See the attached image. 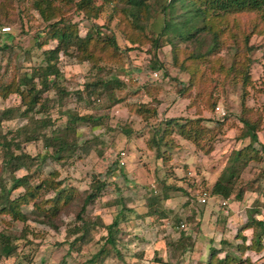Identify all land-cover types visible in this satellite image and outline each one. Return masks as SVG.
<instances>
[{"label": "rangeland", "instance_id": "obj_1", "mask_svg": "<svg viewBox=\"0 0 264 264\" xmlns=\"http://www.w3.org/2000/svg\"><path fill=\"white\" fill-rule=\"evenodd\" d=\"M78 1L0 0V27L10 28L8 38L0 39V109L17 110L13 119L0 123V142L5 139L10 143V155L27 157L20 169L10 171L2 166L0 148V204L8 189L10 200L23 195L25 187L10 189L13 179L26 177L28 188L36 194L35 204L28 202L18 208L24 221L0 209V234L15 247L11 257L0 256V264H87L103 244V226L114 217L120 219L118 256L106 258L101 264H157L156 257L166 264H204L208 239L210 248H223L234 257L230 264H264V235L260 240L263 249L255 252L247 248L250 232L239 231L246 221H264V198L259 195L264 191V19L260 13L205 10L204 20L198 18L196 28L208 25L212 32L199 30L192 39L196 42L177 41L171 36H158L163 20L161 7L167 0H147L138 25L124 13L121 0L109 5L91 0L92 7L101 11L88 20H83ZM186 1L200 9L209 7L205 0ZM36 2L43 17L34 6ZM57 21L56 28H49ZM64 28L76 30L80 38L89 35L93 39L97 30L98 39H112L116 49L106 45L101 49L99 43L94 49L72 46L60 52L54 63L58 77H49L43 89L33 75L45 66L43 52L57 43L50 38L51 29ZM88 53L91 59L85 58ZM197 54L202 55L194 58ZM150 61H157L162 71L144 74L129 69V65L146 68ZM108 74H115L124 84L113 91L112 96L119 101L115 105L109 93L87 96L83 91L85 83ZM57 86L65 95L56 91ZM33 98L35 103L29 106ZM140 106L156 108V117L146 123L153 127L169 118L203 119L201 125L209 133L192 143L181 138L177 127L172 126L170 140L174 147L164 150L163 160H157L149 147L151 130L143 128L145 122L135 113ZM215 107L225 112L223 120L214 115ZM67 114L88 115L97 121L74 123L73 131L66 132ZM38 122L44 127L35 140L27 141L32 124ZM241 122L254 127L255 142L246 137ZM23 126L28 129L20 135L18 129ZM121 129H130L133 134L127 137ZM43 137L54 143V139L65 142V151L54 156L56 144L45 147ZM249 147L255 150L256 160L245 167L228 165L235 152ZM119 153L122 167L106 180L112 192L103 190L85 208L81 215L90 224L88 235L83 243L75 242L80 235L73 229L80 225L75 215L81 198L98 181L106 160ZM229 167L238 172L241 181L259 191L245 192L242 202L230 198L226 227L218 214V201L206 197L203 204H198L197 200L207 183L218 179L226 168L228 173ZM50 184L56 185L57 191L63 189L62 194H69L74 201L54 218L47 212L54 194ZM151 191L152 195L167 197L156 211L147 210ZM159 211L166 212L163 218L158 216ZM47 218L52 219L54 228L46 224ZM179 232L185 239H179ZM238 233L244 235V241L236 237ZM221 241H229L231 246L223 247ZM241 246L245 248L238 250ZM156 249L161 251L160 256Z\"/></svg>", "mask_w": 264, "mask_h": 264}, {"label": "trees", "instance_id": "obj_2", "mask_svg": "<svg viewBox=\"0 0 264 264\" xmlns=\"http://www.w3.org/2000/svg\"><path fill=\"white\" fill-rule=\"evenodd\" d=\"M114 0H103L104 4L109 5L114 3ZM125 5L124 13H126L130 18H132L133 23L137 24L140 23L141 20V14L146 9V1L147 0H121ZM205 2L208 3L209 7L207 9H200L198 7H195L193 3L186 1V0H167V2L161 7V12L163 14V20L162 25L159 29L158 36L165 37V36H171L172 39H176L177 41H189L194 39L197 36V33L199 30H208L210 33L212 32L210 27L208 25H205L206 27H202L200 29L196 28V20L198 18H202V21L204 20V14L205 10L210 11H222L224 13L228 12H245V11H256L260 13L262 18L264 19V0H205ZM36 9L38 10L39 14L43 17L44 14L40 8V5L38 2L34 4ZM78 10L80 12H83V20H88L92 18H96L98 15V12L101 11V8H94L91 5V0H79L76 4ZM176 9H178V13L175 14ZM45 18V17H44ZM59 25V22H53L49 26V28H56ZM95 29L97 28V25H92ZM9 28V27H8ZM69 28L64 29H51L52 33L50 38L52 40H56V45L54 48L50 50H46L43 52V55H45V66L38 71V73L35 72V75L33 77H37L39 79V84L43 89L47 88L48 85V78L53 77V79H56L58 77V71L55 67V62L57 61V56L60 52L64 53L66 52L70 47L72 46H79L80 49L83 48V50H86V48H96L99 43H101V49L103 45L107 47H113V50L116 49V45L114 41L111 39L105 41H100L98 39L99 33H97V30L95 31L96 36L90 37L89 35H86L83 38L78 37L76 30H67ZM10 30V28H9ZM9 33L6 34H0V39H6L8 38ZM156 41V40H155ZM171 39H167L168 45H172ZM193 42H196L195 40H192ZM115 54V52H114ZM90 53H88V56H86V59H91L89 57ZM202 54H197L194 56V58L201 57ZM84 58V59H85ZM85 59V60H86ZM51 61L53 63H51ZM129 69L133 73H144L148 74L150 70H159L162 71V67L160 64H158L157 61H150L149 66L146 68H137L133 67L132 65H129ZM100 72V69L98 70ZM52 85H55V82L52 83ZM124 87L123 82L117 78V76L108 74L107 76H104L95 79H91L89 82L85 83L83 86V91L87 93V96L89 95H96L101 96L103 93H109L110 97L109 99L111 101L112 105H115L119 103L118 99H115L112 94L114 90H120ZM56 91L60 93V95H65L63 89L57 86ZM35 98L30 100L29 106H32L33 103H35ZM17 112L16 109H0V123L2 121H9L15 117V113ZM136 115L141 118L142 121L145 122L143 128L147 130H151L150 133V139H149V147L154 152V157L158 160H163V153L164 150H171L174 145L172 143V140H170V134H171V127L176 126L178 135L183 138L184 140L190 141L192 143H198L201 140L205 138L207 133H209V130L206 129V127L201 125V122H204L203 119H182L178 120L175 118H169V119H163L158 122V124L153 127L149 124H146L148 120L151 118L156 117V108L154 109H147V106H140L135 111ZM67 125L65 127L66 132L73 131L72 125L74 123H91L96 122L97 120L95 117L91 116H78L74 114H67ZM224 117L218 118V120H223ZM245 126V133L246 137L250 140V142L256 141L255 131L254 127L252 125L247 124L246 122H241ZM217 124V123H216ZM215 124V125H216ZM33 126L30 128V135L29 138H27V141L35 140L36 139V133L38 130L44 125L41 122L32 124ZM26 129H28V126H23L20 129H18V133L24 134ZM123 134L127 137L131 136L133 134V131L130 129H121ZM44 138V137H43ZM44 146L45 147H53L56 144V148L53 152L54 156L59 155L65 151V148L67 144L65 142H62L60 139H54L56 141L55 143L51 139L44 138ZM69 146H72L73 144H68ZM10 146V143L7 142L5 139H2L0 142V148L2 149V155H3V168L9 169L10 171H15L21 168V166L24 165V161L27 160V157L19 154L16 156L10 155L8 151V147ZM55 147V146H54ZM161 149L163 151H161ZM264 149V148H263ZM208 152V151H207ZM250 153V155L248 154ZM121 153L116 154L114 156H110L106 160V165L104 169L98 174V181L92 183L84 193L83 197L81 198L80 205L78 207V211L75 215V219L80 222V225L77 228H74L75 232H80L79 237H76L74 241H81L82 243L85 241L86 236L88 235V228L90 227V224L84 216L81 214L84 213V210L87 206L91 205L93 200L103 191L106 190L107 192H112L110 187H108L106 180H111V177L113 173L120 169L122 167V163L119 162V159L121 158ZM256 152L252 148L247 149H240L239 151L235 152L233 156L228 160V165L231 166L233 164L242 165L243 167L246 166V164L250 160H256ZM228 168V167H227ZM226 169H224L222 175L216 179V181L210 186L205 187L204 192L207 197L208 196H218L220 198H228L232 197V199L236 202H239L242 199V196L247 191H259L257 187L250 188L248 182L241 181L238 177V172L234 171L232 167H229L230 170L227 173ZM227 173V174H226ZM239 178V179H238ZM164 183V181H163ZM163 185V184H162ZM17 187H25V191L21 197H18L16 200H10L9 197H7L8 191H5V196L2 197V202L0 204V209L2 212L9 213L14 219L19 221H24V216L19 211V207L22 204H27L28 202H33L35 204L34 197L36 196L35 191L28 188V185L26 183V177H21L18 179L12 180V186L10 189H14ZM50 188L53 189V197L49 199L48 202L49 208L47 209V212L50 213L49 216L52 218L56 217L59 213L60 209L69 204H73L74 201H72V197L69 194H62V191H57L56 185H49ZM235 187L237 188L236 192ZM169 190H176L175 188H172L171 186H167ZM4 192V189L2 190ZM119 193V191L117 190ZM151 195L149 199L146 201L147 210H150L151 208H159L160 202H163L166 200V196L162 195ZM264 198V191L260 192V194ZM120 203V202H117ZM203 204V203H198ZM159 206V207H158ZM264 206V203H263ZM68 207V206H67ZM123 211V208L118 210V214H121ZM156 211V209H155ZM164 211H159L158 216L164 217L165 216ZM46 218V217H45ZM52 219L47 218L46 224L52 226ZM120 223V219L117 217H114L112 221L108 225H104L103 229L105 230V237L103 239V244L98 250L97 253H95L87 262V264H101L106 258H109L111 256H118V252L116 249V235H117V227ZM92 224V223H91ZM99 226H102L100 223ZM53 227V226H52ZM54 228V227H53ZM245 229H251L252 234L250 238V245L249 249L254 250L255 252H259L263 248L260 245V240L264 235V221L260 220H251L243 224L239 231H243ZM238 231V232H239ZM179 239L183 240L184 235L179 232ZM236 237L241 238L242 241H244L243 235L241 236V233H238ZM7 237L0 234V256L4 258H9L15 253V247L9 244L7 241ZM73 242V241H72ZM220 245L230 247L231 244L229 241H221ZM189 243V247H190ZM245 247L241 246L238 247V250H243ZM227 251L223 250V248L214 249L211 247L208 251V257L204 264H230L233 261V256H230L226 253ZM219 254H223L222 257H218ZM154 261L157 264H166L162 263L159 258H155Z\"/></svg>", "mask_w": 264, "mask_h": 264}, {"label": "crops", "instance_id": "obj_3", "mask_svg": "<svg viewBox=\"0 0 264 264\" xmlns=\"http://www.w3.org/2000/svg\"><path fill=\"white\" fill-rule=\"evenodd\" d=\"M216 181V179L212 182V183H207V185H208V187H210L214 182ZM250 193V192H249ZM245 194V193H244ZM250 194H252V193H250ZM244 196V195H243ZM243 196H242V198H243ZM208 197H211L212 199H214L216 202L218 201V211H220V212H218V214L222 217V221L225 223V226L227 227V224H229L228 223V221H229V219H230V217H228L229 216V214L228 215H223L222 214V212H221V206H220V203L222 202V201H226L229 205H230V198L231 197H228V198H220V197H218V196H208ZM242 200L243 199H241L240 201L242 202ZM166 201V200H165ZM204 213V212H203ZM217 214V215H218ZM216 215V216H217ZM217 221V220H216ZM247 222V221H246ZM180 225H182L181 223H180ZM213 229H214V231H217V229H216V226L214 225V227H213ZM250 232V234H252V230L251 229H245V230H243V232ZM248 234V233H247ZM222 235V234H221ZM224 235V234H223ZM244 236V235H243ZM223 236H221L220 238H222ZM224 237L225 238H229V237H226V235H224ZM210 245H211V240H209L208 239V246H207V257H208V251H209V249H210ZM193 246H194V244H193ZM212 246H214V243L212 244ZM213 248H215V247H213ZM157 250V254H159V256H160V252L161 251H158V249H156ZM192 253H195V252H192ZM198 262L196 261V264H197Z\"/></svg>", "mask_w": 264, "mask_h": 264}, {"label": "built area", "instance_id": "obj_4", "mask_svg": "<svg viewBox=\"0 0 264 264\" xmlns=\"http://www.w3.org/2000/svg\"><path fill=\"white\" fill-rule=\"evenodd\" d=\"M10 30L8 27H0V34H6V33H9ZM154 77H156V74H153ZM214 115H216L217 118H220V117H225L226 114L225 112L223 111V109L219 108V107H215L214 108ZM122 156V153L120 154ZM207 197V195L205 193H202L200 195V199L198 198L197 202L198 203H202L203 199H205ZM220 206H221V212L223 215H228V211H229V205L226 201H222L220 203ZM180 228L183 227V225H180L179 226Z\"/></svg>", "mask_w": 264, "mask_h": 264}]
</instances>
